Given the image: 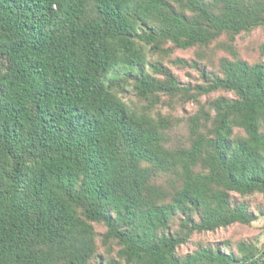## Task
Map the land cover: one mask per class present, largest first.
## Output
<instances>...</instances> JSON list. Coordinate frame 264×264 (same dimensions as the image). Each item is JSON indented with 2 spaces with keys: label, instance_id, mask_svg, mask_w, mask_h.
I'll return each mask as SVG.
<instances>
[{
  "label": "trees",
  "instance_id": "1",
  "mask_svg": "<svg viewBox=\"0 0 264 264\" xmlns=\"http://www.w3.org/2000/svg\"><path fill=\"white\" fill-rule=\"evenodd\" d=\"M257 30L264 0H0V264H264L180 252L264 216ZM189 50L194 82L157 59Z\"/></svg>",
  "mask_w": 264,
  "mask_h": 264
},
{
  "label": "rangeland",
  "instance_id": "2",
  "mask_svg": "<svg viewBox=\"0 0 264 264\" xmlns=\"http://www.w3.org/2000/svg\"><path fill=\"white\" fill-rule=\"evenodd\" d=\"M239 41L241 53H243V55H245V57L247 58L254 57L256 54H258V47L261 46V44H264V33L257 30L249 35L242 36ZM244 49H246V51H244ZM195 53H197V50H189L186 52L173 51L171 54H163L157 59L160 58L165 66L172 68L173 71L179 76L182 81L194 82V80L199 79L198 75L191 69H183L177 65H174L173 61L176 60L178 57L191 59L193 58ZM215 58L217 60L218 56L216 55ZM163 109L167 110L168 108L164 107ZM193 110L194 106L188 103L177 107L175 116L183 117L185 116V111L187 113H191ZM181 141L182 136L179 139L175 140L173 144H178ZM250 202L252 203V207L255 210H259V208H264V201L260 196L251 197ZM200 240L209 243H222L229 241L233 246L242 241H245L255 243V246L257 248H260L264 246V216L259 215L258 218L250 225H233L226 229H220L212 234H206L204 236H195L193 237L191 243L181 247L180 252H191L194 248L193 243L195 244V242Z\"/></svg>",
  "mask_w": 264,
  "mask_h": 264
}]
</instances>
